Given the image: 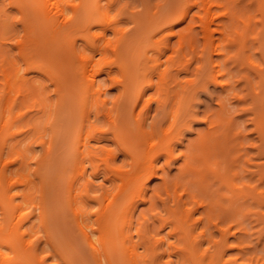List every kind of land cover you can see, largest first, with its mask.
<instances>
[{
    "label": "bare ground",
    "instance_id": "obj_1",
    "mask_svg": "<svg viewBox=\"0 0 264 264\" xmlns=\"http://www.w3.org/2000/svg\"><path fill=\"white\" fill-rule=\"evenodd\" d=\"M19 2L9 0L12 6ZM18 7L22 14L18 22L25 34L16 42L26 72L47 76L57 102L48 137L42 119L9 134H24L25 148L33 140L43 149L33 171L37 189L28 173L19 172L25 149L14 150L19 167L11 172L12 161L4 160L7 140L0 145V210L4 218L0 264H49L48 256L71 264L53 243L48 228L51 156L61 135L58 116L67 95L78 99L73 126L68 129L73 131L74 170L67 182L68 204L94 264H156L163 255L176 257L177 264H264L262 258L246 255L245 240L237 235L233 219L237 199L250 197L261 204L264 190L236 182L239 173L233 171L236 158L232 153L240 149V142L232 144L231 130L222 133L224 98H217L215 117L207 116L206 130L187 147L177 177L171 181L162 178L149 199L141 198L148 182L159 176L157 162L163 159L169 165L175 160V145L200 90L210 84L224 93L233 90L231 66L236 64H244L264 82V67L247 51L250 43H256L264 64V0H138L131 8L118 5V0H27ZM6 21L5 16L0 20L4 22L0 23V40L8 33L4 32L10 26ZM62 51L75 59L77 84L56 71ZM4 64L7 94L11 75L16 77L17 70L10 61ZM17 81L19 95H36L28 80L18 76ZM113 88L117 95L110 97L109 103L107 95ZM17 98L13 108L19 104ZM34 103L45 116V99H34ZM1 104L0 120L7 113L8 99ZM153 104L154 114L149 119ZM25 115L14 114L9 123L13 125ZM256 115L255 131L264 140V95L259 98ZM110 138L130 159L129 169L112 165L115 156L101 144ZM86 165L92 170L89 175ZM102 165L120 184L113 193L92 196L90 186ZM186 175L192 176L190 182ZM210 179L216 185L213 190ZM137 198L148 204L140 216L154 218L158 231L148 225L136 226L133 207ZM90 202L97 204V209L88 215L82 205ZM27 207L32 210L19 213ZM35 217L40 218L51 243L52 251L44 256L29 239L34 224L25 225ZM164 229L163 235H156ZM161 245L166 249L159 253ZM230 250L236 257H229Z\"/></svg>",
    "mask_w": 264,
    "mask_h": 264
},
{
    "label": "rangeland",
    "instance_id": "obj_2",
    "mask_svg": "<svg viewBox=\"0 0 264 264\" xmlns=\"http://www.w3.org/2000/svg\"><path fill=\"white\" fill-rule=\"evenodd\" d=\"M137 2L138 0H118V5L131 8L133 5L137 4ZM19 3L20 4L12 6L9 4V0H0V14L2 15L3 12L7 19L6 23L8 22L10 24V26H6L8 23H5V26L8 28L10 27L9 29L11 30L9 31L8 28L5 29L4 32L8 31V33H5L4 39L0 40V109L1 103L4 101L5 97L8 99V105L6 107L7 113L5 117L0 120V127L4 125L0 129V145L4 140H7L6 147L4 148V152L6 153L4 160L12 161L9 166L11 172H17L19 167L18 161H16L18 155L14 150H18L19 148L25 149L23 153L24 166L19 172L28 173L34 181L36 186L35 189H37L38 179L33 175V171L37 167L36 162L43 155V149L33 140H31L30 144L28 143L27 148H25L26 143L24 144L23 141L24 134H17L14 137H11L9 134L12 131L20 130L21 127L28 123L42 119V125L47 135L46 137H48L51 132L49 122L55 115L54 109L57 102V95L54 91V85L47 76L35 72H26V64L19 54L17 42L22 40L25 34L22 25L18 22L22 15L18 6L27 3V0H20ZM138 9L139 7L133 10ZM4 16H1L0 20H2ZM183 25L184 23L176 26L175 30L180 29ZM247 51L252 55V59L256 63H260V66L264 67L259 54V47L256 43L253 45L250 43L247 46ZM67 54L68 53L65 51L59 53V59L55 66L56 71L60 72L61 76L63 75L65 79L67 78L66 80H69V83L77 84L79 81L77 77V64L75 59ZM5 61H10L13 68L17 70L16 77L14 74L11 75V81L13 82L14 79L15 82H11V90L7 94L4 71L2 70ZM231 73L234 75L233 90L224 93L220 91L219 87L210 84L206 90H200L194 96L186 125L182 128L179 142L174 148L175 160L169 165H166L163 159L157 162L156 165L160 167L159 176L152 178L148 182L145 193L141 198L144 196L149 199L150 196L153 195V189L158 187L162 182V178L166 181H171L177 177L179 174L178 168L182 165V160L188 154L189 150L187 147H189L199 134H202L206 130L207 116L211 118L215 117V113L219 108L216 103L218 97L224 98L223 101L225 104L222 114V117L225 118L221 125L222 133L231 130L233 134L232 144L237 146L236 142H240V149L236 150L238 147L235 148L233 146L235 149L232 153V156L236 158V166L233 164V171L239 173V178H237L236 182H244L251 187L257 186L258 190H264V175L260 173H264V140L258 137L254 124V119L257 117L256 111L259 107V98L264 95V82H261L256 74L248 71L244 64L232 65ZM18 76H22L23 79L28 80L29 86L36 91V95L32 93L27 98L23 95H19ZM181 76L185 75L181 74ZM243 76H247V78L243 79ZM102 77L103 76L100 78ZM193 77L194 75L191 76V78ZM234 94H237V97H235ZM116 95L117 89L113 88L109 90L107 95L109 103L111 102L110 97L114 99ZM41 97L44 98L47 103V112L43 117L42 113L34 106V99H40ZM16 98L19 104H16L13 108L12 106ZM154 107L155 105L153 104L149 119H151V116L154 114ZM77 108L78 99L67 95L65 106L58 116V126L62 131L58 138L57 145L54 148L53 155L51 156L52 164L50 165V176H52V183L50 185L51 192L48 197V228L51 233L50 235L53 236L51 237L53 243L55 241L64 255L67 258L69 257L68 259L71 264H94L89 249L75 226L66 191L69 177L74 173L72 146L73 131L69 132L68 129L73 126L72 117ZM21 113L26 115L13 125L9 123L14 114ZM92 143L96 142L92 141ZM101 144L111 150L115 156L112 165L123 169L130 168L128 164L130 159L123 156L122 152L111 138L110 140H102ZM93 147L96 148V144H93ZM2 163L3 162L0 164ZM223 165L224 164H222V166ZM85 167L86 175H89L92 170L90 166L86 165ZM191 179V175L185 176L187 182H190ZM209 183L210 189L213 190L216 185L213 184L211 179ZM1 184L0 181V186ZM119 184L120 181L118 179H113L111 174L106 172L105 166L102 165L98 177L91 183L90 195L99 196L103 191L113 193L118 188ZM19 189L20 188H17V191H19ZM36 198H39L37 191ZM18 200L19 198L16 197L15 201L17 202ZM158 204L160 203L158 202ZM147 206V203H142L141 200L137 198L133 207V218L137 221L136 226L148 225L152 229L157 230L158 222L155 221L154 218L149 215L148 218H142V216H140V214L147 209ZM233 207L237 210L235 214L236 218H233L238 230L237 235L242 236L245 240L246 255L262 258V262H264V203L259 204L250 197H242L233 203ZM96 209L97 204L93 202L82 205V210L88 215ZM157 209H160V206ZM30 210H32V208L27 207L19 211V213H27ZM2 216L0 210V225H3L4 222ZM32 223L34 224V231L30 233L31 236L29 239L38 246L41 256H44L49 253V251H52L51 243L46 236V230L42 227L40 218L35 217L30 223L27 222L25 225L28 226ZM166 230L167 229L159 230V233L156 235L161 236ZM231 240L232 238H230V241ZM231 243L234 244L235 241L232 240ZM164 249H166V245H161L158 248V252L161 253ZM139 251L143 252V249L140 248ZM228 253L229 257H236L234 250H230ZM162 257L156 260V264H177L176 257L174 256L168 257L167 255H163ZM46 261L49 264H66L58 260L57 257L52 256H48ZM239 261H241L240 258Z\"/></svg>",
    "mask_w": 264,
    "mask_h": 264
}]
</instances>
